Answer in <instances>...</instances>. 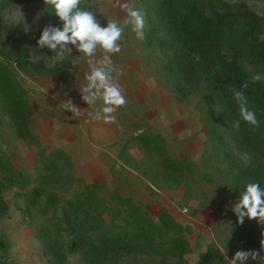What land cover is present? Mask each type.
<instances>
[{"label":"rangeland","instance_id":"rangeland-1","mask_svg":"<svg viewBox=\"0 0 264 264\" xmlns=\"http://www.w3.org/2000/svg\"><path fill=\"white\" fill-rule=\"evenodd\" d=\"M225 1L247 4L264 24V0ZM133 2L145 15L141 0ZM89 3L102 26L125 18L108 0ZM5 14L17 20H6ZM145 21V39L138 41L126 29L121 52L113 57L122 69L117 82L128 102L117 113V123L106 124L91 120L88 113L95 109L82 101L78 91L85 82L86 63L82 61L76 69L70 58L57 63L52 59L54 52L37 45L45 26L62 28L53 10L43 0H0V60L29 85L26 98L32 110L24 123H17L3 110L0 95V155L22 171L25 183L24 190L13 187L3 194L9 213L0 220V240L9 243L6 256L12 264H99L96 259L105 252L107 264L179 263L170 256L144 252L142 247L122 252L120 246H111L103 248V253L99 237L90 233L87 224L82 226L84 237L90 238L87 244L79 255H68L64 246L69 237L56 232V223L72 222L74 212L65 214L63 202L48 206L46 199L53 195L63 201L92 185L113 213L122 209L121 197L155 221L169 214L187 228L184 237L191 251L184 263L227 264L225 257L230 260L237 251L255 250L246 237L237 238L231 229L235 228L232 206L245 189L233 186L234 177L241 167L256 166V161L234 142L215 140L209 133L212 114L206 111L202 72L189 70L197 65L179 66L177 47L165 43L154 30V15L145 16ZM72 54L79 53L73 49ZM3 76L0 94L6 88ZM69 99L82 111L79 115L65 111L63 103ZM143 133L157 135L164 145L155 146L158 141ZM40 144L47 154L60 151L63 155L40 158ZM175 159L187 161V177L182 180L167 176ZM34 188L44 193L35 207L25 197ZM81 220L77 215L75 221Z\"/></svg>","mask_w":264,"mask_h":264},{"label":"trees","instance_id":"trees-1","mask_svg":"<svg viewBox=\"0 0 264 264\" xmlns=\"http://www.w3.org/2000/svg\"><path fill=\"white\" fill-rule=\"evenodd\" d=\"M141 2L146 10L145 16L151 13L154 15V21L157 22L154 30L157 34L162 36L165 43L171 42L177 47L176 62L180 64L179 66L197 65L198 68L189 67V70L193 73L202 72L203 90L207 93L204 98L206 111L210 116L212 114L209 133L215 140L234 142L238 150L255 159L256 166L241 167L237 171L233 186L241 189L250 181H259L264 187V80L250 84L243 90L249 108L256 112L260 128L253 130L243 121L239 130L233 127L234 122L239 119L233 89H240L244 82L250 81L256 74L264 77L263 19L243 2L233 4L225 0H141ZM0 74L4 75L3 85H6L0 94L3 99V110L9 113L13 121L24 123L32 114L26 98L29 85L9 63L2 60ZM143 137L150 138L152 142L158 141L155 144L157 147L164 145V141L157 135L143 133ZM37 148L38 156L45 160L53 159L56 154L63 155L60 151L47 154L41 144ZM173 162L176 165L167 176L175 180L186 178L187 168L184 167L187 161L180 162L175 159ZM13 187L24 190L23 173L16 170L8 158L0 155V220L9 213L3 196L4 191ZM94 188L96 187L92 185L86 191L63 201H59L53 195L46 199L48 206L55 207L63 202L65 214L74 212L75 218L72 222L66 219L65 224L59 221L56 223V232L69 237L64 246L68 255H79L83 245L87 244V239L90 238L86 239L84 237L86 232L82 230V226L87 224L90 233L96 232L99 237L98 243L103 253L105 252L103 248L107 250L111 246H120L122 252L142 247L144 252L170 256L179 262L177 264H187L184 263V256L191 251L184 237L187 228H183L169 214H161L155 221L146 211L132 205L129 199L121 197H118V201L122 209L119 207L113 213L107 202L96 195ZM43 195L42 189L34 188L25 197L28 205L35 207ZM77 215L81 216V223L75 221ZM105 217H108V220H105ZM234 225L235 228L232 227L231 231L237 238L246 237L249 247L253 246L255 250L260 248L264 226L247 218L244 224L240 225L236 216ZM9 248V243L0 240V264H12L6 256ZM93 252L98 258L96 251ZM104 254L96 259L99 264L109 262Z\"/></svg>","mask_w":264,"mask_h":264},{"label":"clouds","instance_id":"clouds-1","mask_svg":"<svg viewBox=\"0 0 264 264\" xmlns=\"http://www.w3.org/2000/svg\"><path fill=\"white\" fill-rule=\"evenodd\" d=\"M43 2L53 10L62 28L45 26L37 41L38 47L54 52L52 59L57 63L70 58L74 69L78 68L82 61L86 63L88 71L84 73L85 82L78 91L82 101L95 109L88 115L93 121L116 124L117 113L128 101L123 88L117 82L118 77L123 75L122 69L116 65L113 57L121 52V42L126 29L130 28L138 41L145 39L146 21L143 11L136 7L133 0H108L109 5L125 13V18L122 21L111 19L107 21L106 26H102L89 0ZM20 16L22 17L21 12ZM5 19L15 22L17 17L5 14ZM73 49L79 54L73 56ZM262 80L264 77L256 74L250 81L244 82L240 89H233V98L239 113V119L233 124L234 129L239 130L241 121L253 130L260 128L256 112L249 108L243 90ZM63 104L65 111L71 112L73 116L82 112L70 99ZM232 211L240 225H243L247 218L264 226V187L259 181L246 184L245 190L234 202ZM261 236L259 249L237 251L230 260L225 257L227 264H248L249 261L264 264V232Z\"/></svg>","mask_w":264,"mask_h":264}]
</instances>
